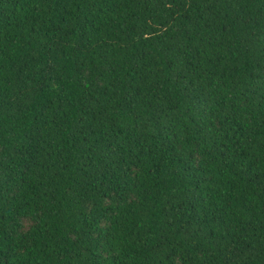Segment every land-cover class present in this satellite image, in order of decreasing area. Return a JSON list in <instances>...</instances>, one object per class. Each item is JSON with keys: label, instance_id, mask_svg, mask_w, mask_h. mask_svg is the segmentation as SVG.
Masks as SVG:
<instances>
[{"label": "trees", "instance_id": "trees-1", "mask_svg": "<svg viewBox=\"0 0 264 264\" xmlns=\"http://www.w3.org/2000/svg\"><path fill=\"white\" fill-rule=\"evenodd\" d=\"M0 264H264V0H0Z\"/></svg>", "mask_w": 264, "mask_h": 264}]
</instances>
